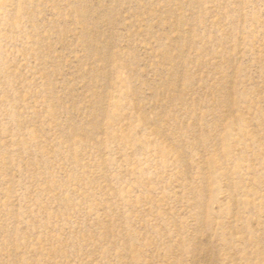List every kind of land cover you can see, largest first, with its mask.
<instances>
[{"label":"rangeland","instance_id":"rangeland-1","mask_svg":"<svg viewBox=\"0 0 264 264\" xmlns=\"http://www.w3.org/2000/svg\"><path fill=\"white\" fill-rule=\"evenodd\" d=\"M0 264H264V0H0Z\"/></svg>","mask_w":264,"mask_h":264}]
</instances>
